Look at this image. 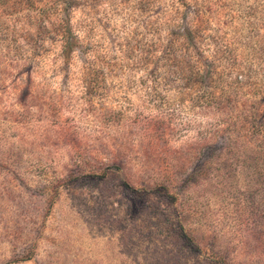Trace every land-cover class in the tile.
<instances>
[{"label":"rangeland","instance_id":"1","mask_svg":"<svg viewBox=\"0 0 264 264\" xmlns=\"http://www.w3.org/2000/svg\"><path fill=\"white\" fill-rule=\"evenodd\" d=\"M0 264H264V0H0Z\"/></svg>","mask_w":264,"mask_h":264},{"label":"trees","instance_id":"2","mask_svg":"<svg viewBox=\"0 0 264 264\" xmlns=\"http://www.w3.org/2000/svg\"><path fill=\"white\" fill-rule=\"evenodd\" d=\"M56 32L63 35L61 39V57L64 63H67L77 44V38L71 31L68 21L64 26V29L60 28Z\"/></svg>","mask_w":264,"mask_h":264}]
</instances>
